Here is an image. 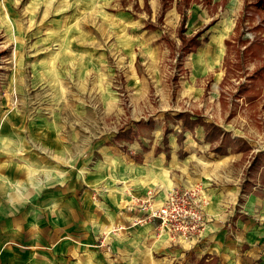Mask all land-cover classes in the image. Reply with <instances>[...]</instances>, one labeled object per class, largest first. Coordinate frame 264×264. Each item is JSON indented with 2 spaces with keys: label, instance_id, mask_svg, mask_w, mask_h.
Listing matches in <instances>:
<instances>
[{
  "label": "rangeland",
  "instance_id": "374dc122",
  "mask_svg": "<svg viewBox=\"0 0 264 264\" xmlns=\"http://www.w3.org/2000/svg\"><path fill=\"white\" fill-rule=\"evenodd\" d=\"M247 1L215 11L219 21L209 42L189 56L174 88L178 61L161 37L180 45L176 2L169 1L174 8L154 30L144 25L156 21L160 3L150 12L144 0H0V264H100L86 210H68L70 194L63 193L71 173L84 180L97 165L109 166L106 145L112 155L132 152L133 143L134 149L141 142L164 147L203 126V145H211L206 154L223 143L242 150L233 167L207 155L214 187L224 193L247 175L250 189L264 190V169H249L264 154V80L257 75L264 64V10ZM212 9L191 11L188 36L210 22ZM212 47L219 51L208 63ZM183 113L231 135L203 122L182 125L174 117ZM154 115L159 122L133 124ZM92 145V159L84 161L82 151ZM126 231L111 227L103 238Z\"/></svg>",
  "mask_w": 264,
  "mask_h": 264
},
{
  "label": "crops",
  "instance_id": "0c3cea01",
  "mask_svg": "<svg viewBox=\"0 0 264 264\" xmlns=\"http://www.w3.org/2000/svg\"><path fill=\"white\" fill-rule=\"evenodd\" d=\"M235 1L213 0L212 5L208 6L194 3L189 10L188 22L191 11L197 6H202L207 9L213 8L211 20L204 28L213 21L217 24L219 16H215V11L219 8V11L223 12L224 8L229 4L234 5ZM174 2H176L175 10L178 12L181 0ZM159 3L156 21L152 22V18L148 19L150 23L158 22L163 3L162 0H144L143 8L150 12L153 5L159 7ZM174 6L168 8L166 14ZM178 15L181 16V13L178 12ZM149 22H146L144 27ZM209 35L207 34L208 38ZM200 48L189 56L195 57ZM218 51L217 47L211 48L210 56L207 57L208 63L215 59ZM184 69L187 70L185 64ZM248 80L253 82L254 79ZM191 118L194 121L198 118L204 120L196 116ZM141 120L150 122L149 125L159 122L158 117L154 115L149 119L139 118L133 121V124ZM162 120L166 121V118L163 117ZM206 121L209 122L208 119ZM133 127L136 129L135 125ZM155 129L157 134L163 133L159 128ZM222 130L226 133L225 136L231 135L230 130L224 128ZM205 133V128L198 126V129L184 133L185 143L179 142L177 136L172 141L175 146L169 142L168 146H153V149H148L145 143L141 142L142 147L134 149L136 143H133L132 152L126 149L115 155L110 153V146L106 145L102 153L109 161V166L97 165L96 170L87 173L88 176L84 180L83 177L72 173L69 178H65L64 181L71 179L67 182L65 187L67 190L63 193V195L68 193L71 197L65 199L68 210L71 206L74 210L81 211L83 206V210H86V221L94 226L92 231L97 235L98 248L93 249V255L97 262L99 261L100 264H107L106 261H109L108 264H264V200L262 202V199L258 198H264V190L250 189L251 178L247 175L242 184L234 182L231 187L225 189L224 193L214 187L213 184L217 181L214 178H217V175L207 169L214 162H208L206 158L214 156L222 160L221 165L231 167L241 158H233L239 154L226 143L224 146H214L212 152L209 150L210 152L206 154L208 149H211V145L209 148L203 145ZM140 139L143 141V138ZM93 149L92 145L89 151L88 149L82 151L84 152L82 155L86 153L84 161L92 159ZM113 150L115 151V148ZM216 158L215 160H218ZM199 183H202L205 189L203 188L204 192L199 190L197 194L198 207L206 222L199 234L186 238L176 236L161 227L159 220L142 225L134 224L135 221L145 217V213L140 209L142 201H151L149 198L154 197L152 203L161 207L168 202L173 192L198 190L199 188L194 189V186ZM56 184H63V180L56 181ZM42 188L41 185L40 192L43 194ZM74 218L77 219L76 216ZM121 225L127 226L126 232L120 234L114 232L103 238L106 229L107 231L111 227L116 229ZM102 242L103 246H101Z\"/></svg>",
  "mask_w": 264,
  "mask_h": 264
},
{
  "label": "trees",
  "instance_id": "16d2710c",
  "mask_svg": "<svg viewBox=\"0 0 264 264\" xmlns=\"http://www.w3.org/2000/svg\"><path fill=\"white\" fill-rule=\"evenodd\" d=\"M169 1H174V0H162L163 9L158 18V23L160 26H158V24L149 23L147 24L146 28L154 29V30H158L162 28L161 26L164 25L163 20L165 18L166 11L168 10ZM212 2L213 0H181V2L179 3V7H178V12L181 13V20H180V25L178 26L179 28H178V36H177V38L180 41V45L178 46L173 40H171V38L167 34L162 36V40L164 42H167L168 45L170 46L172 53H173L172 56L176 57L178 61L175 65V68L176 70H180V71H178L177 73L179 74V76L177 78H174L173 80L174 88H178L179 80L182 78L181 69L182 68L184 69V64H185L187 57L190 54L195 53V51H197L198 48H200L201 46H203L204 43H207L209 41L208 40L209 38L208 36H205V33L212 25L215 24V21H213L208 27L198 30L194 36H188L187 35V32H188L187 22H188L189 10L194 3H197V4L202 3L205 6H208V5H212ZM252 3L255 7H257V9L264 10V0H252V2L247 1L248 5ZM257 75H259L264 80V76H263L264 75V64H263V67L257 71ZM174 119L181 121L182 125L188 124V123L193 124V125L204 123V126L206 127V129L209 128L211 129V131L219 130L221 131V133H223L224 136L226 134L220 127L216 126L213 123L207 124L199 118L196 121L192 120L191 115L189 113L180 114L174 117ZM247 144L248 143H245L243 146H247L249 149H251ZM221 145L224 146V143ZM240 151L242 150L237 149V152H240ZM263 157H264V154H260V155L258 154L253 159L249 169H251V171H257V170H260V168L264 169V158Z\"/></svg>",
  "mask_w": 264,
  "mask_h": 264
},
{
  "label": "built area",
  "instance_id": "2783aa9c",
  "mask_svg": "<svg viewBox=\"0 0 264 264\" xmlns=\"http://www.w3.org/2000/svg\"><path fill=\"white\" fill-rule=\"evenodd\" d=\"M198 193L199 190H177L161 207L152 201L142 202L140 209L145 217L139 223L159 220L165 230L184 238L199 234L206 222L198 207Z\"/></svg>",
  "mask_w": 264,
  "mask_h": 264
}]
</instances>
